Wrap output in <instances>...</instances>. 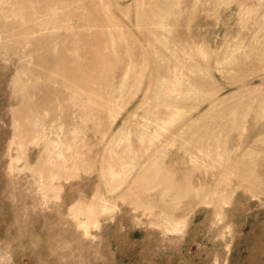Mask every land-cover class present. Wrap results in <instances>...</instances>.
Masks as SVG:
<instances>
[{
    "label": "rangeland",
    "instance_id": "rangeland-1",
    "mask_svg": "<svg viewBox=\"0 0 264 264\" xmlns=\"http://www.w3.org/2000/svg\"><path fill=\"white\" fill-rule=\"evenodd\" d=\"M0 264H264V0H0Z\"/></svg>",
    "mask_w": 264,
    "mask_h": 264
}]
</instances>
